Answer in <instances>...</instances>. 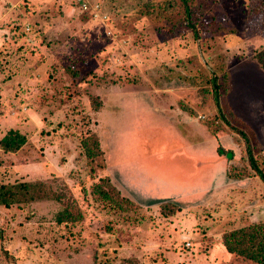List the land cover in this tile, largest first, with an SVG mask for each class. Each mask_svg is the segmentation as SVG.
<instances>
[{
    "label": "rangeland",
    "instance_id": "obj_1",
    "mask_svg": "<svg viewBox=\"0 0 264 264\" xmlns=\"http://www.w3.org/2000/svg\"><path fill=\"white\" fill-rule=\"evenodd\" d=\"M148 1L166 0H0V139L27 137L0 146V185L42 180L61 197L0 204V264H252L222 235L264 220V181L209 79L264 170V0H201L198 37L141 14ZM64 207L79 219L58 222Z\"/></svg>",
    "mask_w": 264,
    "mask_h": 264
},
{
    "label": "trees",
    "instance_id": "obj_2",
    "mask_svg": "<svg viewBox=\"0 0 264 264\" xmlns=\"http://www.w3.org/2000/svg\"><path fill=\"white\" fill-rule=\"evenodd\" d=\"M204 2L201 0H166L164 3H153L151 1L143 2L140 6V12L146 16L156 17L160 19L162 17L172 20L171 25L168 29H172L175 24L178 26H184L192 29L193 33L198 37L199 30H197V21H199L203 15L206 13V8L203 7ZM255 58L257 62L264 69V46L258 49L255 53ZM213 85V97L215 101L219 117H223V120L230 126V128L239 133L247 145L248 160L251 167L256 171V173L264 181V170L259 166L257 158L253 151V140L247 134L246 129L250 128L248 123H244V127L237 126L231 123L224 115L223 109L221 107L220 101V89L217 83V78L209 79ZM205 96H209V92L204 93ZM188 114H196V111L192 108H187ZM205 126L208 130L215 133L220 130L214 122H209L205 120ZM90 142L97 143V147L100 146L99 140L96 135L85 136L82 140L84 147L89 156H93L94 152L89 144ZM27 142V137L18 131L17 129H10L1 139L0 146L5 150L15 151L19 149L22 145ZM218 152L220 154L226 155L231 158L233 151L230 149H225L222 146L218 147ZM227 173L230 178L243 179L240 174ZM105 179H102V181ZM109 185L111 183L108 182ZM94 192L101 196L103 199L110 201L113 206L119 207L121 209H126L129 204H133V200L130 197L121 194L120 190L116 186H112V189L103 188L101 182L94 184ZM112 190V192H109ZM50 186L42 180L34 181H21L16 183H8L0 185V204L11 206L16 203H30L38 199H55L60 200V195L50 196ZM53 197V198H52ZM162 206V205H161ZM165 210V204L162 206V211ZM79 217L73 211V209L64 207L56 214V220L58 222L65 221H77ZM222 243L229 253L238 255L243 260L251 262L252 264H264V220L259 222H252L243 227L234 228L225 231L222 235ZM130 264H135V262L129 258L127 260Z\"/></svg>",
    "mask_w": 264,
    "mask_h": 264
},
{
    "label": "crops",
    "instance_id": "obj_3",
    "mask_svg": "<svg viewBox=\"0 0 264 264\" xmlns=\"http://www.w3.org/2000/svg\"><path fill=\"white\" fill-rule=\"evenodd\" d=\"M189 149H190L189 151H191V152H190L191 155H192L193 157H196V159L198 160V157H199V156H198L197 154H199V152H197V151H193V152H192V150H191V149H197V148H195V147H194V148H191V146H189ZM217 159L220 160V157L217 156ZM209 161H212V160H209ZM209 161H208V162H209ZM211 163H212V162H211ZM202 164H209V163H206V162H205V163H202ZM214 165H215V164H214V162H213V164H210V165L207 166V169H209V171L213 172V169H214L213 166H214ZM209 166H211V167H213V168L211 169V167H209ZM180 193H181V192H180ZM175 194H176V193H175ZM172 198H174V197H172ZM222 244H223V243H222ZM223 246H224V245H223Z\"/></svg>",
    "mask_w": 264,
    "mask_h": 264
},
{
    "label": "built area",
    "instance_id": "obj_4",
    "mask_svg": "<svg viewBox=\"0 0 264 264\" xmlns=\"http://www.w3.org/2000/svg\"><path fill=\"white\" fill-rule=\"evenodd\" d=\"M84 7H85V8H87V5H86V3H84Z\"/></svg>",
    "mask_w": 264,
    "mask_h": 264
}]
</instances>
